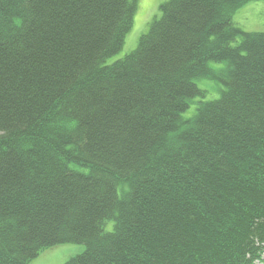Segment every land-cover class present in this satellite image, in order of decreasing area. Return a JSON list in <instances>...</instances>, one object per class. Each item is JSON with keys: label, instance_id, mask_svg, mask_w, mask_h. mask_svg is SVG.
Returning a JSON list of instances; mask_svg holds the SVG:
<instances>
[{"label": "trees", "instance_id": "trees-1", "mask_svg": "<svg viewBox=\"0 0 264 264\" xmlns=\"http://www.w3.org/2000/svg\"><path fill=\"white\" fill-rule=\"evenodd\" d=\"M249 1L167 0L111 61L137 0H0V264L67 243L83 251L64 264L262 256L264 31L233 20Z\"/></svg>", "mask_w": 264, "mask_h": 264}, {"label": "rangeland", "instance_id": "rangeland-1", "mask_svg": "<svg viewBox=\"0 0 264 264\" xmlns=\"http://www.w3.org/2000/svg\"><path fill=\"white\" fill-rule=\"evenodd\" d=\"M165 1L167 0H137L138 6L133 20L134 26L125 40L124 47L116 55L112 56L111 61L116 58H122L123 55L137 47L138 40L149 29V23L161 15L160 7ZM234 18L246 30H264V0H251L239 7L234 13ZM210 64L214 67L213 71H217L227 65L225 62H210ZM196 82L206 90L208 98L219 97L218 82L209 78H198ZM81 251H83L82 245L67 243L46 250L45 253L35 258L32 262L38 261L36 262L37 264H64L68 258L77 255ZM255 264H264V261L261 260V262Z\"/></svg>", "mask_w": 264, "mask_h": 264}, {"label": "clouds", "instance_id": "clouds-1", "mask_svg": "<svg viewBox=\"0 0 264 264\" xmlns=\"http://www.w3.org/2000/svg\"><path fill=\"white\" fill-rule=\"evenodd\" d=\"M233 20H235L234 16H233ZM235 23H236L237 25H240L239 23H237L236 20H235ZM240 26H241V25H240ZM241 27H242V26H241ZM242 29H243V30H246V29H244L243 27H242ZM246 31L249 32L250 30H246ZM260 31L263 32L264 30H260ZM260 31H252V32H260ZM210 80H211V79H210ZM213 81H214V80H213ZM261 253H262V256H261L262 258L260 257L255 263H259V262H261V260L264 261V250H263ZM255 263H254V264H255Z\"/></svg>", "mask_w": 264, "mask_h": 264}]
</instances>
